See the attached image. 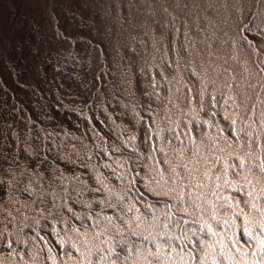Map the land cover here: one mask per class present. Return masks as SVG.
Instances as JSON below:
<instances>
[{
  "label": "snow or ice",
  "instance_id": "6c2138e0",
  "mask_svg": "<svg viewBox=\"0 0 264 264\" xmlns=\"http://www.w3.org/2000/svg\"><path fill=\"white\" fill-rule=\"evenodd\" d=\"M145 6L155 14L171 18L165 19L164 24L166 27L171 24L174 32H179L176 27L178 13L185 14L183 23L188 38L182 50L185 55L181 58L185 59L193 86L185 88L184 99L186 103H192L189 97L197 94L195 85L198 83L199 110L207 109L210 117H216L219 139H213L205 150L203 140L196 141L197 126H185L184 138L191 137L189 152L181 134L169 130L172 139L180 144L179 149H170L178 157L175 162L167 155L154 159L149 151L147 159L153 161L152 166L145 164L147 171L141 169L136 173L139 179L129 182L132 186H143V192L136 191L144 204V212L137 210L130 215L123 199L116 202L99 200L101 205L113 209L118 215L101 212L99 216H89L93 224L78 233L84 238L85 247L81 248L80 241L75 240L71 247L78 255L68 249L58 255L66 258L64 264H245L247 258L244 254L241 253L239 259L234 257L226 251L222 238L218 241L220 251H216L217 241L207 237L216 236L217 232L205 213H210L212 220L220 221L218 213L228 215L229 209L239 212L243 217L245 236H251L250 228L257 224L255 217L258 216V226L264 233V202L259 199L264 198V29L258 32L251 24L243 23L245 18L250 21L258 19L264 25V0H223L222 3L220 0H151ZM143 7L139 0H0V65L10 69V74L17 77V83L24 77L43 82L50 75L56 79L65 74L64 79L71 82L70 88L86 93L79 97L80 106L71 109L79 112L81 117L89 104L100 106L92 96L111 97L118 101L120 96H134L138 91L147 96L149 93L145 89L148 88L153 94L162 96L164 90L156 86V75L149 77L145 73L137 78L140 68L134 63L135 48L120 42L134 20L133 10L143 11ZM67 8L76 9L74 19L78 18L81 25L86 20L90 30L76 31L64 25L58 17L60 11ZM193 9L196 10L194 25L188 27L187 16ZM85 12L90 14L85 16ZM210 12H222L220 22L227 29H218V36L217 32H212V40L207 39V35H200L207 33V27L202 26L201 21L207 20ZM80 43L86 46L85 52H76L73 48ZM172 43L174 49H179L174 37ZM217 44L220 47L230 44L231 55L214 66L213 62H205L202 58L197 64L194 51L201 57L205 53L209 58L222 56ZM241 44L250 47L254 54L260 52V55L254 60L240 59ZM109 48L115 51L111 62L105 52ZM229 60L240 65L242 74L238 75L237 67ZM209 72L214 79L209 77ZM160 78L168 79L167 73H161ZM29 83L24 80V86ZM0 86H3L2 80ZM63 87V84L59 85V88ZM209 87L211 92L206 96L205 90ZM218 90L222 93L223 103H231V110H214L221 106L216 95ZM69 94L75 95L71 91ZM62 107L67 109V105ZM150 110L149 106L146 111ZM16 112L14 107L11 112L0 113V214L4 215L5 221L11 218L15 222L21 208L31 210L39 204L46 218L66 210L81 219L74 212L76 202H68L66 185L68 178L79 181L82 176L79 168L85 165L79 159L80 151L76 145L62 139L56 128L60 127L66 136L71 135L70 130L64 129L63 125L51 126L52 117L46 112L37 114L35 120L30 115L25 117L21 126L17 122L18 116L13 119ZM238 118L246 128L236 127ZM196 119L200 117L197 115ZM149 123L155 121L149 117ZM154 139L155 136L146 132V141ZM84 178L89 185L100 184V180L94 177ZM81 187L84 191L89 190L83 185H78L77 190ZM103 187L111 191L107 184ZM225 189L238 191L234 196ZM91 191L95 193L101 189L91 188ZM254 192L258 196H254ZM145 193L149 197L146 203ZM241 204L250 206L251 210L245 211ZM90 205L91 202L85 206ZM41 210V207L35 208L36 212ZM230 218L236 223L234 216ZM221 222L231 227L229 220ZM4 233L13 234L7 226L0 230V237ZM15 235L19 240L20 231L17 230ZM12 244L11 239H6L5 249ZM256 247L259 253L253 248L254 257L260 255L261 259L253 258L248 264H264V235L256 238ZM11 256H19V259L13 262L8 259ZM0 264L29 262L24 260L22 251L13 248Z\"/></svg>",
  "mask_w": 264,
  "mask_h": 264
},
{
  "label": "trees",
  "instance_id": "16d2710c",
  "mask_svg": "<svg viewBox=\"0 0 264 264\" xmlns=\"http://www.w3.org/2000/svg\"><path fill=\"white\" fill-rule=\"evenodd\" d=\"M139 2L144 6L143 11L133 10L134 20L125 30L120 42L126 47L133 46L135 48L133 59L135 65L140 68V71L136 73L137 78L143 77L145 73L149 77L156 75V86L164 90L162 96L159 93L153 94L150 88L145 89L149 93L147 96L141 95L138 91L134 96H120L118 101L111 97L105 99L103 96H92V99L96 100L100 106L89 104L88 110L81 117L79 112H73L71 109L80 106L81 100L79 97L85 96L86 93L75 87L70 88L71 82L64 79L65 74H61L56 79H53L50 75L43 82L36 81L31 77H24L17 83V77L10 74V69L6 65H0V80L3 81V86H0V113L11 112L12 108H17V112L13 113V119L18 116L20 119L17 122L23 126L25 117L30 115L35 120L37 114L46 112L52 117L49 122L51 126L63 125L64 129L70 130L71 135L66 136L60 127L56 128L62 139L76 145L77 150L80 151L79 159L85 165V167L79 168L82 174L79 181L74 182L68 178L69 183L66 185L69 189L67 195L70 197L68 202H76L73 204L74 212L79 214L81 219H76L73 213H68L66 210L54 213V217L46 218L43 207L39 204L34 205L31 210L21 208L15 222H12L11 218L5 221L4 215L0 214V230L7 226L13 233L12 235L4 233V236L0 237V253L4 254L0 255V260H4L7 253L15 248L18 252L22 251L24 253V260L29 264H54V262L55 264H64L66 258L58 255V252L68 249L73 255H78L71 247L75 240L80 241L81 248L85 247L84 238L78 233L84 232L93 224V220L89 216H99L101 212L104 215H118L113 209L101 205L99 200L116 202L123 199L125 209H130V215L135 214L137 210L144 212V204L140 202L136 191V189H139L140 192H143L144 188L141 184L132 186L129 182L139 179L136 173L141 169L147 171V169H144L145 164L152 166L153 161L147 159L149 151H151L154 159H161L167 155L175 162L178 157L170 149H179L180 144L172 139L169 130L173 133L179 132L181 137L184 138L185 126L196 125L198 129L195 134L196 141L199 143L202 139L205 150L213 139H219L217 134L219 125L216 123V117H210L207 109L204 111L199 110L198 91L200 85L198 83L195 85L197 94L189 97L192 100L191 104L186 103L184 99L185 88L193 86L189 77V69L185 65V59L181 58L185 55L182 50L184 42L188 38L183 23L185 14L178 13L176 27L179 28V32H174L171 24L167 27L164 24L165 19L170 20L171 18L155 14L145 6L151 0H139ZM220 2L222 3L223 0H220ZM89 14L85 12V16ZM75 15L76 9L67 8L60 11L58 18L64 25L70 26L73 30H90L91 26L87 24V21L85 20L84 24L81 25L78 18L74 19ZM195 15L196 10L193 9L191 14L187 16L188 27H193V17ZM222 19V12L219 14L210 12L208 19L201 21L202 26L207 27V33H200V35H207V39L212 40L214 39L211 35L212 32H217L218 29L227 30L220 22ZM243 23L245 25L251 24L258 32L264 29V25H261L258 19L250 21L245 18ZM193 32H195V29H193ZM218 35L219 32H217ZM173 37L178 42L179 49L173 48ZM217 47L220 49L222 56L213 55L209 58L205 53L201 57L194 51L193 55H196L197 64L200 63L202 58L205 62L210 60L214 66L221 59H227L231 55L230 44L228 47H220L217 44ZM73 48L76 52L86 51V46L82 43L73 45ZM200 50L203 52V44H201ZM178 51L180 55L177 54ZM105 52L109 57V62H111L115 51L109 48ZM94 55L96 54L94 53ZM239 55L242 60L249 58L254 60L260 55V52L254 54L250 47L241 44ZM169 61H171V65ZM229 63L235 64L238 75L242 74L239 71V64L231 60H229ZM71 67L69 66L70 69ZM165 72L168 79L161 80L160 74ZM208 75L214 79L211 72ZM25 79L29 80V86H24ZM60 84L64 85L62 89L59 88ZM70 91L74 92L75 95H70ZM210 92L211 88L209 87L205 90V95H209ZM216 95L221 100V106L214 110L232 109L231 103H223L221 91L218 90ZM158 96H160L159 99ZM63 105H67V109L62 107ZM149 106L151 110L146 111ZM197 115L200 117L199 120L196 119ZM149 117L155 121L154 124L149 123ZM169 121H171V124ZM205 121L210 122L205 123ZM86 125L88 126L86 127ZM177 125H179V128H177ZM45 126L47 127L48 124ZM236 127L239 129L247 126L238 118ZM151 129L155 131H151ZM146 132L150 136H155V139L146 141ZM201 133L205 135L202 136ZM133 136L135 139H131ZM190 138H184V143L189 146V152L192 148L189 143ZM141 175H143V172H141ZM85 176L99 179L100 184L92 183L89 185L84 178ZM105 184L111 190L110 192L104 189ZM78 185L88 187L89 190L84 191L83 187L77 190ZM91 188H100L101 191L93 193ZM225 191L235 196L238 190L225 189ZM245 191H247L246 188ZM223 194L221 193V195ZM253 195L258 196V193L254 192ZM148 199V194L145 193V203ZM259 199L260 202H264V198ZM89 202H91V205L86 207L85 205H88ZM57 204H59V201H57ZM36 207H41V212H36ZM240 207L245 208V211L251 210L250 206L245 207L243 204ZM159 211L160 209H157V212ZM228 211L232 212V217L234 216L236 219V223H233L230 218V228L221 222L231 217L230 213L228 215H224L222 212L218 213L221 216L220 221L212 220L210 213H205L209 221L213 223L214 231L217 232L216 236L207 238L211 241H217L215 245L217 252L220 251L218 241L222 238L226 251H230L234 257L239 259L241 253L244 254L247 258L245 264H248L253 258L261 259L260 255L254 257L252 252V249L256 248L257 253H259V248L256 247V238L264 235L258 226L259 217H255L257 224L250 228L251 236H245L243 233V217L239 215V212H233L231 209ZM177 215L183 214L177 213ZM37 220L39 223H37ZM189 224H191V221H189ZM74 228L77 231H73ZM221 228H224L225 231L221 232ZM17 230L21 233L19 240L15 235ZM89 236H91V230H89ZM6 239L13 241L11 247L7 249L4 247ZM132 239L136 238L133 237ZM234 243L235 247H233ZM8 259L15 262L19 259V256H11Z\"/></svg>",
  "mask_w": 264,
  "mask_h": 264
},
{
  "label": "rangeland",
  "instance_id": "374dc122",
  "mask_svg": "<svg viewBox=\"0 0 264 264\" xmlns=\"http://www.w3.org/2000/svg\"><path fill=\"white\" fill-rule=\"evenodd\" d=\"M211 144H212V142H211ZM210 144V145H211ZM229 212V211H228ZM230 213V216L232 217V212H229ZM227 220H230V217L229 218H227Z\"/></svg>",
  "mask_w": 264,
  "mask_h": 264
}]
</instances>
